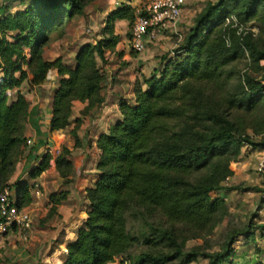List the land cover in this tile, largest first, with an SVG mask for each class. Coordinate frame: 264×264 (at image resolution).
<instances>
[{"label": "trees", "instance_id": "obj_1", "mask_svg": "<svg viewBox=\"0 0 264 264\" xmlns=\"http://www.w3.org/2000/svg\"><path fill=\"white\" fill-rule=\"evenodd\" d=\"M84 9L83 0H6L0 8V192L15 187L18 207L31 202L29 181L51 165L47 153L29 171L28 181L8 184L27 141L29 104L19 89L23 83L45 85L56 70L48 129L65 131L73 124L67 132L72 145L61 147L53 160L63 186L48 196L51 214L68 198L64 187L74 173L72 152L82 145L81 121L103 103L106 54L116 53L121 41L115 23L132 27L133 8H114L105 15L98 39L79 47L74 66L60 57L45 60L44 47L63 37L67 22L83 17ZM231 19L252 23L257 35L240 32ZM244 57L254 71L264 72V0L206 3L173 54L135 81L134 102H119L121 119L98 136L97 173L84 189L73 221L76 231L64 241L56 264H193L199 259L233 264L237 249L254 241L260 227L250 219L244 229L227 234L217 250L209 244L219 216L227 213L225 198L232 189L225 183L243 148L264 150V139L253 142L245 133L248 128L264 133V73L259 79L244 75L233 90L225 88L229 67ZM13 89L18 92L11 100ZM241 115L252 117L248 125ZM136 211L146 223L141 233ZM185 234L204 235V245H184Z\"/></svg>", "mask_w": 264, "mask_h": 264}, {"label": "crops", "instance_id": "obj_2", "mask_svg": "<svg viewBox=\"0 0 264 264\" xmlns=\"http://www.w3.org/2000/svg\"><path fill=\"white\" fill-rule=\"evenodd\" d=\"M24 1L27 2L29 0ZM141 1L131 0L130 6L134 8ZM110 2L112 4L113 0H110ZM5 3L6 0H0V8ZM112 9H114L113 5L112 7L110 5V9L104 15L108 14ZM73 21L67 22L63 37L52 39L44 47L43 58L45 60L53 61L60 57L64 65L74 66L75 53L81 45L89 41H80L78 47L71 51H68V47L66 48L62 44L68 27ZM122 24L125 25V22L117 21L115 27ZM169 31L172 32V30ZM56 39L58 40L57 44L51 46V42ZM156 44L155 41L148 43L146 50L140 55H135L132 52V55H130L125 50L120 52L118 51L119 46L116 48V53L106 54V64H104L103 70L106 72V75L109 72V75H107L101 91L103 103L91 117H87L81 121L78 135L82 140V145L72 152V159L75 163L74 173L71 177V182L64 187L68 191V198L62 205H58L56 211L51 214H49L50 205H47L48 196L56 193L63 186V181L59 178L53 160L59 155L61 147L72 145V140L67 132L73 127V124L65 131L49 132L48 129V119L52 109V93L57 88L59 79L56 70H51L49 81L45 85L29 88L26 83H23L19 89L29 104L24 136L26 140H31L32 144L29 147H26V145L22 146V155L15 164L9 183L15 184L21 181H28L27 176L29 171L38 164L45 154L48 153L51 156L50 167L37 179L29 181V198L31 202L24 207L29 211L33 223V239H31L28 247L29 252H33V254L28 257L35 264H56L60 257L63 256L64 241L69 239L76 231L77 226L73 221L78 207L83 202L84 189L90 186L89 182L91 178L97 173L95 170L98 160L96 140L100 134L109 132L111 127L121 119L119 102L121 100L129 103L134 102V83L143 76L135 72V68L146 66V70L150 69L149 73L145 75V70H141V73L148 76L158 65L160 57L155 58L156 55L152 51L153 46ZM25 52L27 53V50ZM116 60L119 63L121 60L126 61L122 63L123 67L119 71L118 69L115 70L113 66V62ZM17 92V89L11 91V100L15 98ZM80 108H82V105H79ZM78 111L73 113V118L79 116ZM13 188L15 189V187ZM36 193L38 194L36 195ZM69 222L70 224L67 225ZM59 225L60 227L58 228ZM63 230L65 231L64 235ZM49 241H52L49 244L50 246H48ZM29 259L24 261H28L29 263ZM21 264H24V262H21Z\"/></svg>", "mask_w": 264, "mask_h": 264}, {"label": "rangeland", "instance_id": "obj_3", "mask_svg": "<svg viewBox=\"0 0 264 264\" xmlns=\"http://www.w3.org/2000/svg\"><path fill=\"white\" fill-rule=\"evenodd\" d=\"M83 1H85L84 16L74 18V21L72 20L73 22L70 23L67 34L62 41V44L65 45L66 48L68 47V51L76 49L80 41L93 42L95 39H98V33L103 27L102 22L103 17H105L104 14L110 9V5L112 7L110 0ZM214 1L215 0H187L177 27L172 29V32L166 31V35L164 34L155 41L157 44L153 46L152 49L154 52L153 54L156 55L155 58L172 55L193 25L195 17L205 7L206 3ZM231 21L235 24L234 27L238 25V30L240 32L251 31L254 36L258 33V31L253 28L252 23L240 25L236 19H231ZM228 23H230V19L226 20V24ZM130 31V26L126 23L125 25L122 24L115 27V32L121 37L118 51L122 52L125 50L132 55L129 49L130 37L126 35V33H130ZM59 41L61 40L59 39ZM57 42V39L54 40L51 42V46L56 45ZM123 62L126 61L121 60L119 63L116 60L113 62L114 69H118L119 71V69L123 67ZM141 70H145V75L150 71V69L146 70V66L137 67L134 71L144 75L141 73ZM228 71H230L231 77L227 82L225 81V88L229 91L233 90L244 75H250L251 77L259 79L264 73L263 71H254L250 67L248 57L235 61L229 67ZM107 75H109V72H107ZM238 118H244L246 125H248L252 119V117L246 115H241ZM245 133L253 142H259L264 139V133L255 135L250 128L246 129ZM260 163L264 164V150L254 151L248 146L243 148V158L235 163L233 166L234 174L225 183L227 188L232 189L225 198L227 213L219 216L220 220H217L218 222L215 224L209 236L210 249L211 251H215L218 249V244L227 234L244 229L250 219L255 225L260 227L259 230L255 232V239L253 242L240 246L237 249L233 264H264V167L261 168ZM136 214L138 217V221L135 224L136 232L141 233L146 227V223L141 220V211H136ZM158 222L168 227V224L164 223V219L156 218V223ZM184 237L182 243L188 247L204 245V235L200 238H194L191 234H185ZM31 239H33V226L29 230L16 231L14 234L0 237V264H21V262H24V264H35V262L30 261L28 257L33 254V252L30 253L28 249ZM51 243L52 241H49L48 246H50L49 244ZM26 259H29L30 262L24 261ZM193 264H206V262L199 259Z\"/></svg>", "mask_w": 264, "mask_h": 264}, {"label": "built area", "instance_id": "obj_4", "mask_svg": "<svg viewBox=\"0 0 264 264\" xmlns=\"http://www.w3.org/2000/svg\"><path fill=\"white\" fill-rule=\"evenodd\" d=\"M130 2L131 0H113L112 5L117 8L130 5ZM186 3L187 0H142L135 6L129 40L130 51L140 55L144 53L148 43L156 41L166 31L175 29ZM31 144V140L25 143L26 147ZM260 167H264V164L260 163ZM32 224L29 211L16 204L15 189L5 187L0 192V237L14 234L16 231L29 230Z\"/></svg>", "mask_w": 264, "mask_h": 264}]
</instances>
